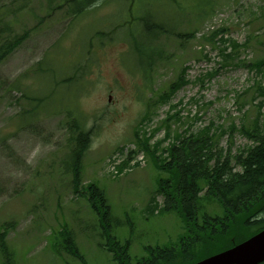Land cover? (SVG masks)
Masks as SVG:
<instances>
[{
    "label": "rangeland",
    "instance_id": "374dc122",
    "mask_svg": "<svg viewBox=\"0 0 264 264\" xmlns=\"http://www.w3.org/2000/svg\"><path fill=\"white\" fill-rule=\"evenodd\" d=\"M59 3L0 0V29L6 14L16 34L28 32L0 63V133L9 136V147L0 144V227L13 223L6 236L13 252L12 264H83L64 250L55 252L51 246L64 225L73 232L88 264H116L113 254L102 245L106 239L88 199L73 191L72 173L64 169L70 137L67 112L79 108L88 116L86 127L92 131L91 145L83 159L82 184L96 182L105 191L112 206L114 233L123 241L130 239L135 263L145 254V246H177L186 230L179 213L161 210L164 196L157 191L158 180L169 174L159 170L138 148L136 132L140 138L152 136L151 146L166 138L161 146L166 149L177 141V134L189 135L184 133L186 130L195 133L214 121L210 134L221 126L225 130L219 132L217 144L223 154L230 150L234 156L253 145L238 130L243 116L240 104L246 102V116L250 118L256 117L257 106L250 92L244 93L240 104L238 95L256 81L264 86V74L259 76L245 66L222 67L218 48L203 36L226 26L224 38L244 43L256 32L262 44L243 48L240 58L252 61L264 55V0H216L208 17L198 22L195 11L183 9L192 8L195 0H101L79 17L67 14V8L58 7ZM146 10L155 15L156 21L174 22L182 31L190 25L198 26L196 38L181 39L194 53L178 49L172 36L155 40L156 45L163 46L165 59L157 60L149 80L135 67V56L129 59L131 45L124 40V33L121 40L102 47L96 37L102 31L108 41L123 28L133 30L136 17ZM91 40L94 47L89 48ZM196 51L208 57L196 56ZM39 63L50 74L38 72ZM86 63L90 67L82 73L77 64ZM73 72L83 75L85 93L79 80L63 85V78L71 77ZM180 76L185 83L171 86ZM61 88L53 97L47 96L55 103L46 105L48 99L35 120L25 121V111L32 105L24 91L43 98ZM162 93L169 95L168 99L157 102ZM62 97L63 105L59 107ZM148 104H152L150 118L140 122ZM163 120L169 122L170 136L166 135ZM232 123L237 129L229 128ZM230 164L237 171L241 169L236 160H230ZM208 211L224 212L218 203ZM0 264H4L1 252Z\"/></svg>",
    "mask_w": 264,
    "mask_h": 264
},
{
    "label": "trees",
    "instance_id": "16d2710c",
    "mask_svg": "<svg viewBox=\"0 0 264 264\" xmlns=\"http://www.w3.org/2000/svg\"><path fill=\"white\" fill-rule=\"evenodd\" d=\"M52 1L50 0V3ZM100 1L60 0L57 6H65L67 14L79 17L84 15L88 9L96 6ZM170 1L177 2V0ZM215 3L216 0H195L192 8L186 6L183 9L190 10V12L195 11V20L198 22L200 19L208 17ZM22 7L25 6L23 5L19 9ZM16 11L18 9L13 10V16ZM136 18L133 30L132 28L130 30L126 24L128 27L123 28L122 33L110 36L108 41L104 40L105 34L102 31L97 32L96 37L100 39L101 44H98L102 47L107 43L110 44L121 40L120 35L124 33V40L131 45V53L128 57L131 60V57L135 56L136 63L134 65L142 73L144 72L143 74L147 80L150 79L151 69L157 60L162 61L165 59L163 46L156 45L155 40L158 41L162 36L166 38L172 36L177 43L178 49L185 50L187 54L195 52L190 45L188 46L181 39L184 38L189 41L187 38H196L198 26L193 27L190 25L187 30L182 31L178 29V24L174 22L169 23L166 20L156 21L155 15L148 10ZM2 23L0 29V63L28 34V32L22 35L16 34L12 29L13 23H11L10 17L6 20V14L3 16ZM225 28L226 26H221L203 36L204 40L210 43L212 47L218 48L219 57L223 60L221 63L222 67L245 66L255 71L257 75H263L264 55L252 61L240 58V52L243 48L246 49L253 43L262 44L260 36L256 32H252L244 43H240L234 39L224 38L225 34H227ZM90 43L89 48H92V45L94 47L92 40ZM196 53V56L201 55L199 51H196ZM201 56L208 57L207 54H202ZM137 57L140 62L137 61ZM41 65L42 63H39L38 72L50 74V71L43 70ZM77 65L81 67L79 69L82 73H85V70L90 67L88 63L82 66L81 64ZM186 69L187 66L183 67L182 75H184L183 73ZM212 75L213 73L209 74V76ZM82 77L83 75H80V73L76 74L73 72L71 77L63 78V85L70 84L73 80H79V84L83 87L82 93H85L86 88L84 89L81 81ZM184 83V77L180 76L171 86L177 88ZM62 89L58 92L51 91L43 98L30 95L24 91V97L32 105L30 109L25 111V121L32 122L35 120L39 116L38 110L43 104L47 103L48 99L49 102L46 105H50V102L53 104L54 101L52 102L47 96L51 95L53 97L55 93L61 92ZM248 92L252 94L251 100L257 106V115L253 118L246 116V102L241 104L239 102L244 93ZM79 95L81 96L82 94L79 93ZM168 97L169 95L162 93L157 102H164ZM63 98L58 100L60 102L59 107L63 105L61 103ZM157 102H154V104ZM238 104H240V110H243L242 125L238 127V130L250 139L253 145L240 150L234 156L230 154V150L228 154H223L222 149H217L221 135L219 132L225 130H222L223 127L221 126L216 129L217 132L210 134V129L215 126L214 121H211L210 125L195 133L186 130L184 133L189 135L177 134V141L166 149L161 148L166 138L156 141L151 146L150 140L152 136L143 135L140 138L138 131L136 132L135 141L138 148L151 157L159 167V170L169 174L158 180L157 191L164 196V205L161 210L170 214L179 213L185 222L186 230L179 238L177 246H145V254L136 258L135 263H133L131 254L130 239L123 241L114 233L112 206L105 191L96 182L88 183L86 186L82 184L83 159L91 145L92 131L87 129L88 116L81 109L73 108L69 110L70 108H68L67 118L70 137L67 141V149L69 150L65 156L64 163L66 167L64 169H68L72 173L73 191L84 194L88 199L91 209L98 219L101 233L106 239L102 245L113 254L116 264H193L203 258L231 248L264 229L263 83L256 81L253 86L239 94ZM151 105L148 104L147 112L140 122H146L150 118L152 113ZM198 118L195 117V119ZM162 122L168 129L166 135L170 136L169 122L167 120ZM192 125L193 123L189 127H192ZM229 128L231 130L237 129V125L232 123ZM8 137L7 134L0 133V144L9 147ZM158 151H161V153L167 152L168 155L164 157ZM230 160H236V164L241 169L237 171L236 167L230 164ZM81 189L83 191H79ZM203 190L204 194L201 196L200 193ZM214 203H218L223 208V214L209 213L208 210ZM9 223L0 227V252L4 257V264L13 263V252L10 250L6 240L9 228L13 227V223ZM51 246L57 253H59V250H64L66 253L80 259L83 264H88L74 240L73 232L67 225L57 231L56 237L51 241Z\"/></svg>",
    "mask_w": 264,
    "mask_h": 264
},
{
    "label": "water",
    "instance_id": "95a60500",
    "mask_svg": "<svg viewBox=\"0 0 264 264\" xmlns=\"http://www.w3.org/2000/svg\"><path fill=\"white\" fill-rule=\"evenodd\" d=\"M264 262V229L249 239L194 264H260Z\"/></svg>",
    "mask_w": 264,
    "mask_h": 264
}]
</instances>
